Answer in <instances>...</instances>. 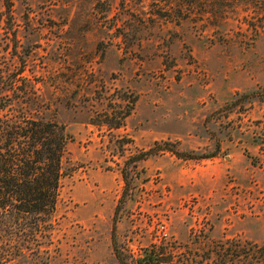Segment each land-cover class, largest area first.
<instances>
[{
	"label": "rangeland",
	"instance_id": "374dc122",
	"mask_svg": "<svg viewBox=\"0 0 264 264\" xmlns=\"http://www.w3.org/2000/svg\"><path fill=\"white\" fill-rule=\"evenodd\" d=\"M258 5L0 0V108L68 136L51 229L3 264H216L221 241L264 243Z\"/></svg>",
	"mask_w": 264,
	"mask_h": 264
},
{
	"label": "trees",
	"instance_id": "16d2710c",
	"mask_svg": "<svg viewBox=\"0 0 264 264\" xmlns=\"http://www.w3.org/2000/svg\"><path fill=\"white\" fill-rule=\"evenodd\" d=\"M243 1L260 7V0ZM4 110L0 108V264L8 262L3 256L11 253L26 259L44 230L51 229L68 144L64 126L39 118L19 122ZM217 246L219 251L206 252L208 262L215 255L216 264H264V243L225 240ZM146 258L148 264L160 263L153 254ZM183 263L192 261H179Z\"/></svg>",
	"mask_w": 264,
	"mask_h": 264
},
{
	"label": "built area",
	"instance_id": "2783aa9c",
	"mask_svg": "<svg viewBox=\"0 0 264 264\" xmlns=\"http://www.w3.org/2000/svg\"><path fill=\"white\" fill-rule=\"evenodd\" d=\"M163 237H165V234H163Z\"/></svg>",
	"mask_w": 264,
	"mask_h": 264
}]
</instances>
